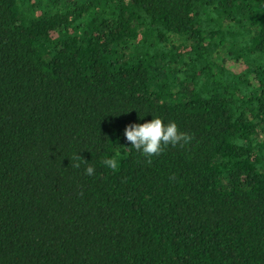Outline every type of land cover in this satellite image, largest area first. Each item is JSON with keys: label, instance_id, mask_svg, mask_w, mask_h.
<instances>
[{"label": "trees", "instance_id": "1", "mask_svg": "<svg viewBox=\"0 0 264 264\" xmlns=\"http://www.w3.org/2000/svg\"><path fill=\"white\" fill-rule=\"evenodd\" d=\"M0 264H264V0H0Z\"/></svg>", "mask_w": 264, "mask_h": 264}, {"label": "clouds", "instance_id": "2", "mask_svg": "<svg viewBox=\"0 0 264 264\" xmlns=\"http://www.w3.org/2000/svg\"><path fill=\"white\" fill-rule=\"evenodd\" d=\"M126 141L130 142L132 148L146 157L159 155L164 147L171 145L173 147L183 143H188L190 137L181 132L175 122L165 123L160 118H154L143 124H131L124 131ZM108 167L115 169L117 167L115 160L105 161ZM85 174L91 176L94 174L92 167L85 169Z\"/></svg>", "mask_w": 264, "mask_h": 264}]
</instances>
